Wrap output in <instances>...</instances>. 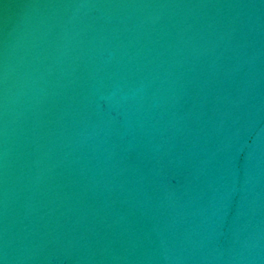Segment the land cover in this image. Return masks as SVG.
I'll use <instances>...</instances> for the list:
<instances>
[{
	"label": "water",
	"instance_id": "1",
	"mask_svg": "<svg viewBox=\"0 0 264 264\" xmlns=\"http://www.w3.org/2000/svg\"><path fill=\"white\" fill-rule=\"evenodd\" d=\"M0 264H264V0H0Z\"/></svg>",
	"mask_w": 264,
	"mask_h": 264
}]
</instances>
